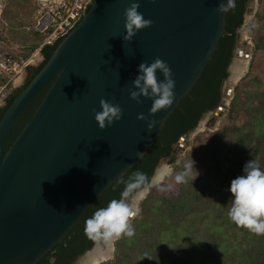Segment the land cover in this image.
<instances>
[{"label": "water", "instance_id": "95a60500", "mask_svg": "<svg viewBox=\"0 0 264 264\" xmlns=\"http://www.w3.org/2000/svg\"><path fill=\"white\" fill-rule=\"evenodd\" d=\"M132 2L92 0L0 117V264H36L99 195L140 160L225 31V12L217 8L227 0H138V11L152 24L127 42L124 12ZM254 5L255 0H248L247 14ZM243 31L236 30L234 56L242 52ZM157 57L171 69L175 98L170 107L151 115L153 99L141 96L137 103L129 90L138 91L132 84L138 66ZM157 76L164 79L159 71ZM226 78L218 105L207 111L208 119H219L228 109ZM48 83L6 148L15 120ZM102 98L122 109L121 118L104 129L98 127L94 112L101 110ZM140 113L148 119H138ZM150 120L156 121L151 130ZM188 141L181 135L161 159L174 164Z\"/></svg>", "mask_w": 264, "mask_h": 264}, {"label": "trees", "instance_id": "16d2710c", "mask_svg": "<svg viewBox=\"0 0 264 264\" xmlns=\"http://www.w3.org/2000/svg\"><path fill=\"white\" fill-rule=\"evenodd\" d=\"M246 1L234 0L235 6L225 12V31L217 48L194 85L164 121L156 140L135 165L99 195L80 220L36 264H73L94 243L85 235V221L98 208L106 207L112 199H119L136 171L145 173L149 182L157 163L170 154L177 139L190 135L201 116L218 105L221 82L228 75L227 67L233 55L236 30L243 23ZM25 29L17 33L11 23L4 36H0V41L10 49L12 59L19 63L42 42L33 27L27 28L32 40L23 42ZM248 29L253 42L252 54L247 71L233 87L225 115L227 122L206 138L207 130L194 134L185 155L172 164L171 180L151 186L140 203L142 212L132 221L134 236L116 241L113 258L98 264H264V235L258 236L238 227L228 217L231 180L244 174V165L251 159L264 170V65L260 68L256 60L259 54H264V11L254 13ZM15 38H19L18 43ZM58 42L59 39L42 45V61L36 66L24 67L27 71L24 83L4 98L0 117ZM0 85L8 87L9 82L2 78ZM48 86L49 83L17 117L6 136V148L30 118ZM187 162L193 165L190 177L178 183L175 177Z\"/></svg>", "mask_w": 264, "mask_h": 264}, {"label": "clouds", "instance_id": "9594fccd", "mask_svg": "<svg viewBox=\"0 0 264 264\" xmlns=\"http://www.w3.org/2000/svg\"><path fill=\"white\" fill-rule=\"evenodd\" d=\"M235 6L234 0L221 3L217 11L227 12ZM138 0H134L125 9L124 15L126 34L124 41L130 42L135 34L152 24L138 11ZM40 52V51H39ZM139 75L132 81L135 89L129 90L130 97L141 103L140 97L152 98L153 102L149 113L151 115L167 109L175 98V81L167 63L160 58H155L151 63L142 62L138 66ZM162 73L164 79H158L157 72ZM100 111H95V120L100 129L110 126L122 116V109L106 99L100 100ZM138 119L147 120L143 113L138 114ZM156 123L150 120L148 128L151 130ZM193 161V160H192ZM192 163L187 162L183 170L176 175L178 183L186 182L190 177ZM243 175L231 180L229 191L232 194L231 207L228 211L229 219L238 227L261 236L264 235V170L251 159L245 163ZM196 178L192 177L194 180ZM149 182L145 173L136 171L126 183L119 199H112L106 207L98 208L91 217L85 221V235L97 245L103 244L112 247L122 237H133L135 229L132 221L141 214L140 203L149 192Z\"/></svg>", "mask_w": 264, "mask_h": 264}, {"label": "rangeland", "instance_id": "374dc122", "mask_svg": "<svg viewBox=\"0 0 264 264\" xmlns=\"http://www.w3.org/2000/svg\"><path fill=\"white\" fill-rule=\"evenodd\" d=\"M255 3L256 4L253 6V12H251L249 14H247L246 11L244 12L243 23L240 26L244 30L241 33V38H242V44H241L242 45V47H241L242 48V53H241V55L247 53V66H246V69H245V71L243 73H245L247 71L249 60H250L249 56L251 58L252 49H253L252 36H251V34L249 32L248 25L250 24V20H251V18L253 17L254 13L257 10L260 13L262 11H264V0H255ZM9 17L10 18H9L8 24L10 25L11 23H13V25L15 27V32L20 33V32H22V28H26L25 29V33H24V37L22 39L24 40L23 42H25V43L30 42L32 39L27 34L28 33V29L27 28L28 27H32V11H31L30 4H12V7L9 9ZM5 28H6V26L4 27V30H2V28L0 29V35L1 36H4V33L6 31ZM247 35H250V37H251L250 45L246 41H244ZM15 39H16L15 42L18 43L19 42L18 41L19 38H15ZM35 52L37 53V56L36 57H32L33 53H35ZM6 55H10L11 56L12 55L11 51H10V49H8V47H6L5 43L0 41V62H1V60L3 58H5ZM241 55L240 54L237 55V56L232 55L231 64L233 63V61L235 60L236 57L241 56ZM42 59H43V56L40 54V52L36 51V49H35L29 55V57L27 59L23 60V61H25L27 65L36 66L39 62L42 61ZM256 60H257V63H258L257 65H259L260 68H262V66L264 65V54H259L256 57ZM231 64L229 63V65H231ZM229 68H230V66H229ZM26 74H27V71H26L25 68L22 71L18 72V73H16V72L6 73L4 71H0V79L5 78L9 82V86L8 87H4V85H0V106L4 105V98L7 95H9L14 89L22 86V84L24 83V80L26 78ZM19 76H20L19 81H16V79L19 78ZM229 76H230V74L227 76V78L224 81V84L226 85V89L228 91V92H226V96H225V98L227 97L226 102L230 101V99H231L230 96L232 97V95H233V87H234L235 83L240 79V77L242 75L239 77V79H237L236 82L230 83V84L228 83ZM227 111H228V109H227ZM227 111L224 113L223 116H221V118L218 119V121H216V124L212 128H208L207 126H205L206 124H208L206 117H210L211 116L210 112L204 113L201 116V118L199 119L198 124H197L196 128L194 129V131L190 135H188L186 137L187 139H189V141L187 143V148L183 152L181 151L180 158H182L185 155V152L190 148L191 140H192L194 134H196L198 132H201V131H204V130H207L206 133H205V138H206L210 134H212V132L214 130H216L218 127L222 126V124L224 122H227L226 119H225V115H226ZM238 121H240V118H238ZM162 163L166 164L167 166H169L170 171L159 182L155 181L156 183H153V182H151V180H149L151 186L159 184L163 180L165 182L171 180V176H172V173H173L172 165H168L162 159L159 161L158 165L160 166ZM159 166H157V168ZM151 178H152V176H151ZM113 247H114V245H113ZM86 253H83L82 255L78 256L73 264H77L80 261V259ZM113 256H114V250H113V253H112V256H111L110 259H112Z\"/></svg>", "mask_w": 264, "mask_h": 264}, {"label": "built area", "instance_id": "2783aa9c", "mask_svg": "<svg viewBox=\"0 0 264 264\" xmlns=\"http://www.w3.org/2000/svg\"><path fill=\"white\" fill-rule=\"evenodd\" d=\"M91 2L92 0H0V29L4 30L6 26L7 30L9 26V9L12 4H30L32 27L42 37L41 44L36 48L39 52L42 45L52 44L65 36L85 14ZM246 39L250 42V35ZM26 65L25 61L15 62L10 55H6L0 62V71L18 73Z\"/></svg>", "mask_w": 264, "mask_h": 264}, {"label": "bare ground", "instance_id": "6f19581e", "mask_svg": "<svg viewBox=\"0 0 264 264\" xmlns=\"http://www.w3.org/2000/svg\"><path fill=\"white\" fill-rule=\"evenodd\" d=\"M256 4V3H255ZM247 37V36H246ZM242 44V42H241ZM242 49V48H241ZM242 52L238 53L237 55H241ZM235 55V56H237ZM37 53H33L32 57H36ZM247 66V53L242 54L241 56H238L235 58L233 63L230 65V76L228 79V83H234L239 79V77L243 74ZM19 78L16 79V81H19ZM227 97L225 98V100ZM218 119L212 118L208 119L207 118V123L205 126L208 128H212ZM159 166V165H158ZM170 171L169 166L166 164H161L155 171L152 180L153 181H160L166 174H168ZM113 253V246L112 247H107L103 244H95V246L89 250L77 264H97L98 262L100 263L101 261L107 260L111 257Z\"/></svg>", "mask_w": 264, "mask_h": 264}, {"label": "flooded vegetation", "instance_id": "af4514ba", "mask_svg": "<svg viewBox=\"0 0 264 264\" xmlns=\"http://www.w3.org/2000/svg\"><path fill=\"white\" fill-rule=\"evenodd\" d=\"M248 0L246 1V8H247ZM246 10V9H245ZM172 150V149H171Z\"/></svg>", "mask_w": 264, "mask_h": 264}]
</instances>
